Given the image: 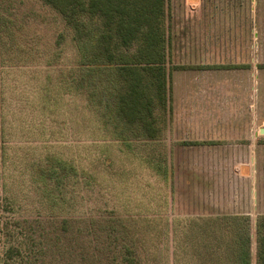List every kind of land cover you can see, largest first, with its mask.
<instances>
[{"label":"rangeland","instance_id":"rangeland-1","mask_svg":"<svg viewBox=\"0 0 264 264\" xmlns=\"http://www.w3.org/2000/svg\"><path fill=\"white\" fill-rule=\"evenodd\" d=\"M226 13L231 21L243 20L246 32L253 20L264 31V0H166V106L154 109L161 130L151 138L115 119L109 72L89 70L77 60L72 31L60 13L41 0H0L1 252L16 240H27L36 248V264H50L53 256L64 264L69 245L97 244L93 240L101 238L108 222L130 225L134 237L167 242L170 259L164 264H173L170 255L179 252L175 244L181 254L192 251L180 246L182 231L210 215H191L206 203L192 199L188 156L174 151L206 141L198 140V130L185 136V129H168L167 118L174 107L204 108V92L188 88L183 77L221 72L223 66L206 64L205 53L214 50L212 61L220 56ZM236 27L237 22L230 24ZM47 161L67 166L48 179L38 168ZM219 216L234 218L229 224L245 239L249 264H255L256 226L264 214L254 220L233 213ZM93 227L96 237L85 235L87 230L93 234ZM152 227L158 231L151 232ZM46 239L59 244L55 253L40 252Z\"/></svg>","mask_w":264,"mask_h":264},{"label":"trees","instance_id":"trees-1","mask_svg":"<svg viewBox=\"0 0 264 264\" xmlns=\"http://www.w3.org/2000/svg\"><path fill=\"white\" fill-rule=\"evenodd\" d=\"M41 1L63 16L68 29L72 31L71 42L77 60L89 70L109 72L110 93L116 100V107L111 112L116 114L115 119L120 120L122 126L130 123L136 125L139 132H146L151 138L159 135L161 124L155 118L154 109L164 110L166 106L167 77L162 58L166 42L163 26L166 0ZM1 20L5 24H13L8 18ZM94 91V88L91 89L92 93L89 90L91 98L96 96ZM51 164L47 161L45 167L43 162L38 165L48 179L56 178L57 168L67 166L64 161H58V166ZM33 181H37L36 177ZM229 217L210 216V220L197 218L186 225L182 231L184 237L179 238L180 246L192 251L181 254V249L175 244L173 249L177 248L179 252L172 251L173 264H249L245 239L241 234H234V224H229L234 218ZM256 228L255 264H264V216L259 218ZM92 231L93 234L87 230L85 235L97 234L95 227ZM150 231L158 230L152 227ZM132 233L130 225L108 222L101 238L93 236L97 244L86 242L80 249L69 245V257L64 264L168 262L167 242L157 237H134ZM16 242V245L9 244L4 251H0V264H19L21 261L23 264H36L38 257L35 246L29 245L27 240ZM136 242L140 243V252L136 249ZM56 243L44 240L41 247L46 248L40 252L55 253L59 247ZM62 260L59 256L49 258L50 264H63Z\"/></svg>","mask_w":264,"mask_h":264},{"label":"crops","instance_id":"crops-1","mask_svg":"<svg viewBox=\"0 0 264 264\" xmlns=\"http://www.w3.org/2000/svg\"><path fill=\"white\" fill-rule=\"evenodd\" d=\"M228 14L221 22L227 37H223L220 56L212 61L214 50L211 55L205 53L206 64L223 66L221 72L212 69L204 76L183 77L188 88L197 86V94L204 92V110L174 107L167 127L176 133L185 129V136L198 130V140L206 141L182 144L174 151L188 156L192 199L206 203L191 215L233 213L254 220L264 214V31L253 20L246 32L243 20L231 21ZM236 22L237 27L231 29L230 24ZM206 43H201L204 48Z\"/></svg>","mask_w":264,"mask_h":264},{"label":"water","instance_id":"water-1","mask_svg":"<svg viewBox=\"0 0 264 264\" xmlns=\"http://www.w3.org/2000/svg\"><path fill=\"white\" fill-rule=\"evenodd\" d=\"M261 132H264L263 130Z\"/></svg>","mask_w":264,"mask_h":264}]
</instances>
